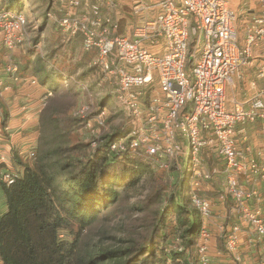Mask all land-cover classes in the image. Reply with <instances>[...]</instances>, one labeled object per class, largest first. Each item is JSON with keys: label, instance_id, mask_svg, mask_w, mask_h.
<instances>
[{"label": "built area", "instance_id": "obj_1", "mask_svg": "<svg viewBox=\"0 0 264 264\" xmlns=\"http://www.w3.org/2000/svg\"><path fill=\"white\" fill-rule=\"evenodd\" d=\"M257 4L259 11L240 9L251 17L239 31L228 0H160L156 15L133 28L131 38L117 35L112 0H52L46 15L63 44L81 36L82 50L95 55L90 63L95 88L114 97L123 114L124 137L109 144L110 154L166 171L190 151L189 196L203 220L191 264H221L210 254L214 204L197 195L219 177L217 199H230L238 219L228 230L219 227L225 255L231 264H243L239 249L245 235L247 245L260 248V260L247 264H264V0ZM26 28L23 15L1 8L0 48L7 50L5 69L15 81L14 54L28 41ZM82 89L87 103L75 115L84 122L79 133L92 135L94 150L108 113L94 108L88 86ZM238 126L254 127L256 139ZM254 141L256 147L242 145ZM222 158L223 170L216 163ZM0 163H8L2 154ZM18 176L5 170L1 182L11 186Z\"/></svg>", "mask_w": 264, "mask_h": 264}, {"label": "trees", "instance_id": "obj_2", "mask_svg": "<svg viewBox=\"0 0 264 264\" xmlns=\"http://www.w3.org/2000/svg\"><path fill=\"white\" fill-rule=\"evenodd\" d=\"M46 1L40 18L47 21L52 0ZM12 2L21 4L22 11L12 10ZM0 7L27 21L30 12L37 13L23 0L0 2ZM39 63L46 66L41 58ZM44 69L35 67L34 76L38 78ZM54 69L49 71L57 72ZM70 71L62 73L64 78L45 100L52 93L58 95L62 80L73 78ZM75 85L84 96L81 104L87 103L82 89L87 84ZM55 99L49 98L40 112L34 156L19 161L22 170L14 184L0 183L6 205L0 214V264H191L203 220L189 194L184 195L190 168L177 179V164L166 171L153 170L141 160L112 155L107 149L115 135L102 134L94 150L80 137L73 144L71 133L84 122L75 115L76 103L56 106ZM148 170L156 187L139 200L133 190ZM117 220L126 233L123 239L113 236Z\"/></svg>", "mask_w": 264, "mask_h": 264}, {"label": "rangeland", "instance_id": "obj_3", "mask_svg": "<svg viewBox=\"0 0 264 264\" xmlns=\"http://www.w3.org/2000/svg\"><path fill=\"white\" fill-rule=\"evenodd\" d=\"M8 0H0L2 4L7 3ZM24 2L28 1L30 2V7L34 8V11L37 13L30 12L29 13V7H25V11L29 13V26L26 28V32L28 35V41L24 42V47L27 46V44L31 45L32 49V56L33 59L30 61V64H33L34 67L40 66V68H47L44 69V72L38 75L37 82L41 81L44 82L45 80L47 81L45 90L46 94L49 93L50 91H54L57 87V82L64 78L62 76V73L64 74H69L70 72L73 73L72 79H64L62 80L60 84V88L58 87L57 93L58 95L55 96V94H51L50 96H47L46 100H44V103L46 104L47 100L49 98H56L54 101L55 105H73L76 103L77 109L81 105V101L83 100L82 92L79 88L78 85H75L80 83L87 84L89 86V91L93 94L92 100H93V106L96 109H101L102 107L107 111L108 113V118L105 119V124H106V131L104 136L106 137L109 136H114L115 138L113 140H120L121 138L124 137V134H120V132L124 129V117L122 112L120 111L119 107L116 105L114 97H111L108 99L107 95H104L105 92L104 90H96L93 86L95 84V79H96V74L94 71L91 70L90 68H87L88 65H90L91 62H93L95 55L93 53H86L85 51L82 50V56L86 58V60H81L78 62H74L71 55H72V50L74 48V45L76 44L75 42L79 43L82 41L81 36H77L74 38L72 41H70L67 44H63L62 42V34L60 30L57 28V26L53 23H51L49 20H45L43 17L40 18L43 13L46 10V0H23ZM154 1V0H153ZM230 8L235 12L238 22L236 23V27L238 28L239 31L246 25V23L249 21L251 15L244 16L242 15L240 9L242 7L249 6L250 8H257V11L260 10V5L257 4L258 0H228ZM11 9L19 12L22 11V5L17 4L16 2L11 3ZM1 10V7H0ZM47 19V18H46ZM61 37V38H60ZM243 36H240L239 42H241ZM36 45V46H34ZM35 48V49H34ZM50 53V54H49ZM50 55V56H49ZM30 57L23 55L21 58L16 56L14 54V62L17 64L19 68V73L17 74L18 77H21L22 74L28 75V70H26L27 67V61ZM40 58L44 60L46 63V66L40 65ZM5 66V62H4ZM56 68L57 72L51 73L49 70L55 71L54 68ZM85 67V68H82ZM50 68V69H49ZM52 68V69H51ZM187 70L190 72L189 67ZM21 75V76H20ZM71 75V74H70ZM77 80V82H76ZM79 81V82H78ZM40 84V83H39ZM161 94V93H160ZM228 95H230L228 93ZM59 97V99L57 98ZM86 102L84 101V104ZM44 104V105H45ZM102 104V105H101ZM1 109L5 113L6 112V107L5 105L0 102ZM72 109V108H71ZM75 111V112H76ZM100 112V111H99ZM243 128H246L249 130V126H238L237 130H241ZM259 127L256 125V130L258 131ZM81 138L83 142H88L91 143L92 141V136L91 134L84 133L80 134L79 131L73 130L71 133V141L73 144L77 143L78 140ZM179 140V139H178ZM182 141L187 142L186 139L183 138ZM244 146V144H242ZM200 156V154H199ZM24 159L23 161L26 162L28 161L29 157L27 158L26 156H22ZM209 162V160H207ZM216 163L219 165V168L221 170L225 169L226 162L222 159H219L216 161ZM177 165L179 167L178 172H176L174 175L176 176L177 179H179L180 175L183 174L189 167H190V151L186 148V156L181 157L177 161ZM148 170L147 173L144 174V176L141 179V182L136 186V189L133 191H136V197H139V200H144L147 198L155 189L156 187V181L152 179L150 173ZM162 172L158 173L160 176ZM173 175V176H174ZM168 176V175H167ZM172 182L171 183V190H174V182L173 179L174 177H171ZM169 185V184H168ZM170 188V186H168ZM260 191H263V187L260 186ZM169 191H167V194ZM180 193V192H178ZM177 193V194H178ZM184 195L189 194V186L186 185L184 188ZM200 197H210L209 194L207 193H198L197 194ZM133 201V200H132ZM159 205V203L152 205L150 207V212L156 209V207ZM261 208L264 210V203L261 204ZM2 213V212H0ZM263 220H264V215H263ZM115 227L113 229V236L114 238L117 239H123L125 238V230L120 227L119 220L115 221L114 223ZM245 242H242L240 245V254L243 260V263H255L260 260V257L258 253L251 249L249 245H247L246 240L244 239ZM114 244H120L116 240H112ZM248 260V261H247Z\"/></svg>", "mask_w": 264, "mask_h": 264}, {"label": "crops", "instance_id": "obj_4", "mask_svg": "<svg viewBox=\"0 0 264 264\" xmlns=\"http://www.w3.org/2000/svg\"><path fill=\"white\" fill-rule=\"evenodd\" d=\"M112 1L115 4V9L111 10L110 13L119 25L117 35L119 37L131 38L133 28L139 26L146 19L152 18L156 15V5L160 0ZM75 43L71 55L73 61L78 62L83 59L86 60V58L81 55V42L79 43L78 41ZM23 46L24 44L15 51V55L19 58L23 55L30 57L27 61L26 67L28 75L22 74V76L20 75L21 77H18V70V73L16 74V77L18 78L17 81L13 80V74L7 72L5 69V56L7 50L5 48H0V81L3 82V85L0 87V102L6 107V112L4 113L0 105V155H4L8 160V163L6 164L0 163V183L1 174L5 170L19 174L22 170L19 161L24 160L22 156L24 155L28 158L29 151L36 148L39 115L45 106V87L39 84V82L36 84L31 83L32 80H37L34 76L35 67L33 64H30V61L33 59V56L31 55L32 50H30L32 47L29 44L24 48ZM87 68H90V65H88ZM247 131L253 139H256L254 137V127H249V130ZM257 143L258 142L255 141L254 143L247 142L244 147L251 146L252 144L256 147ZM221 183L219 177L218 181L215 180L213 183L212 189L210 188V190L203 192L210 195V197H205L210 199L214 204L212 208V222L208 227V230L211 233L210 254L213 256V261L216 263L231 264V259L224 253L223 240L220 239L218 230L220 226H224L227 230L230 229L238 222V219L233 213V202L230 199L226 200V202H221L217 199V191L220 189ZM5 210L6 205L0 184V212L4 213ZM246 230H248L247 227L245 232ZM244 239H247L245 235L242 237L243 242H245ZM250 248L255 250L260 257V248ZM245 262L243 264H247Z\"/></svg>", "mask_w": 264, "mask_h": 264}]
</instances>
